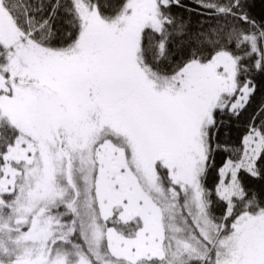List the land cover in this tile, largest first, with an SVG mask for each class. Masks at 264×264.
<instances>
[{"label": "snow or ice", "instance_id": "snow-or-ice-1", "mask_svg": "<svg viewBox=\"0 0 264 264\" xmlns=\"http://www.w3.org/2000/svg\"><path fill=\"white\" fill-rule=\"evenodd\" d=\"M252 7L0 0V264H264Z\"/></svg>", "mask_w": 264, "mask_h": 264}, {"label": "trees", "instance_id": "trees-1", "mask_svg": "<svg viewBox=\"0 0 264 264\" xmlns=\"http://www.w3.org/2000/svg\"><path fill=\"white\" fill-rule=\"evenodd\" d=\"M252 4V12L253 15L259 18L260 16L264 15V0H250ZM258 80H260V77H257ZM262 99H264V89H260L258 86V91L255 97V100L253 101L252 107L254 108ZM251 111V108L249 109ZM235 138V134L233 136ZM246 182L251 185L252 189L256 192H259L262 188H264V180H261L259 178H251V177H245ZM214 182V174L213 177L210 178L209 185L211 186V183Z\"/></svg>", "mask_w": 264, "mask_h": 264}]
</instances>
